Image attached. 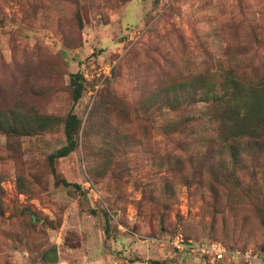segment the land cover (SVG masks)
<instances>
[{"label": "rangeland", "instance_id": "1", "mask_svg": "<svg viewBox=\"0 0 264 264\" xmlns=\"http://www.w3.org/2000/svg\"><path fill=\"white\" fill-rule=\"evenodd\" d=\"M263 79L264 0H0V264H211L176 233L264 264V150L209 139L203 95L254 124Z\"/></svg>", "mask_w": 264, "mask_h": 264}, {"label": "trees", "instance_id": "2", "mask_svg": "<svg viewBox=\"0 0 264 264\" xmlns=\"http://www.w3.org/2000/svg\"><path fill=\"white\" fill-rule=\"evenodd\" d=\"M80 76L75 74L71 77V86L73 88L74 98L78 99L81 96L82 86L79 82ZM239 88L235 86V91L231 93L225 92V96H219L214 88L206 89L203 92L204 101L209 103L208 108V119L205 123H207V128L210 130L209 139L218 138V140H222L224 143H228L232 149H234L237 144H241L242 142L248 144V147L255 150H264V116L261 119H258L257 123L254 124H241L240 122H246L252 116L253 110L249 107L245 108L243 101L246 102L249 99V95L247 93L240 94L238 92ZM194 94V93H193ZM191 96V94H190ZM250 96L255 97L256 102L262 103L264 105V79L263 80H255L254 83L250 86ZM239 101L243 104V106L233 105ZM176 109V108H175ZM264 111V109H263ZM2 112V111H0ZM178 113V112H177ZM179 118L183 122L189 126L196 125L200 126L204 122L190 115H184L180 113ZM76 120L74 115H71L69 119L65 123L64 133L66 137V145L60 148L55 154H52L49 157L50 162L52 163L55 159L64 158L68 156L72 150L74 149L75 141L73 137V122ZM199 121V122H198ZM183 123V124H184ZM204 123V124H205ZM184 124V125H186ZM1 125V124H0ZM10 128V126H8ZM186 127H182L185 129ZM9 133V132H8ZM10 134V133H9ZM236 144V145H234ZM212 148H209L211 150ZM63 186H69L67 182H62ZM1 204V200H0ZM49 254V252L47 253ZM51 263L56 262V252H52ZM207 260L206 258H202ZM208 261V260H207ZM152 264H162L159 262H152Z\"/></svg>", "mask_w": 264, "mask_h": 264}, {"label": "built area", "instance_id": "3", "mask_svg": "<svg viewBox=\"0 0 264 264\" xmlns=\"http://www.w3.org/2000/svg\"><path fill=\"white\" fill-rule=\"evenodd\" d=\"M154 243H161L167 247H170L172 251L180 255H192L201 258H206L213 263H223L227 258L239 259L243 264H253L258 261V256L251 250L248 251H235L229 253L227 248L217 242H202L186 239L180 233H176L173 236L166 239L153 238L151 240ZM110 264H120L118 261H112Z\"/></svg>", "mask_w": 264, "mask_h": 264}]
</instances>
